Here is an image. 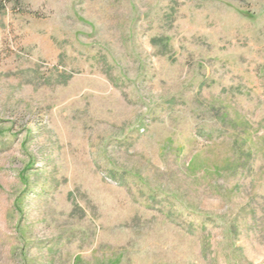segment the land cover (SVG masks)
<instances>
[{"label": "rangeland", "instance_id": "rangeland-1", "mask_svg": "<svg viewBox=\"0 0 264 264\" xmlns=\"http://www.w3.org/2000/svg\"><path fill=\"white\" fill-rule=\"evenodd\" d=\"M0 264H264V0H0Z\"/></svg>", "mask_w": 264, "mask_h": 264}]
</instances>
